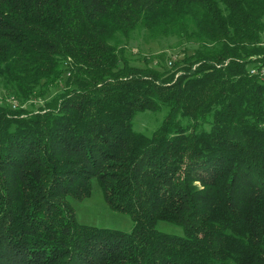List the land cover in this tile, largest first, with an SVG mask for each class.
<instances>
[{"label":"trees","instance_id":"trees-1","mask_svg":"<svg viewBox=\"0 0 264 264\" xmlns=\"http://www.w3.org/2000/svg\"><path fill=\"white\" fill-rule=\"evenodd\" d=\"M261 67L264 0H0V264H264Z\"/></svg>","mask_w":264,"mask_h":264},{"label":"rangeland","instance_id":"rangeland-1","mask_svg":"<svg viewBox=\"0 0 264 264\" xmlns=\"http://www.w3.org/2000/svg\"><path fill=\"white\" fill-rule=\"evenodd\" d=\"M140 41L141 44L138 47L133 48V45H131L129 46L130 48L128 47L126 49L132 50V53L135 54L136 57L142 55L148 56L149 58H156L160 55H165L164 58L166 59L165 63L167 68L171 67L169 65L170 62L175 63L181 59L185 53L184 51L188 49L183 42L179 43L171 39H145ZM56 92L54 94H56ZM138 121L139 124L137 123L136 127L142 130H144L148 124L154 122L145 117L139 118ZM72 205L76 210L75 215H77L76 218L80 223L100 229L123 232H129L133 226V220L130 215L115 212L110 209L105 201L103 192L100 190L96 191L91 198L80 203L73 202ZM159 230L170 235L175 234L180 236L181 234L177 228L165 223H160ZM73 261L68 260L67 264H74Z\"/></svg>","mask_w":264,"mask_h":264},{"label":"built area","instance_id":"built-area-1","mask_svg":"<svg viewBox=\"0 0 264 264\" xmlns=\"http://www.w3.org/2000/svg\"><path fill=\"white\" fill-rule=\"evenodd\" d=\"M169 65H172V62H170ZM251 74H253V75L257 74V75H260L261 77H264V67L252 70Z\"/></svg>","mask_w":264,"mask_h":264}]
</instances>
